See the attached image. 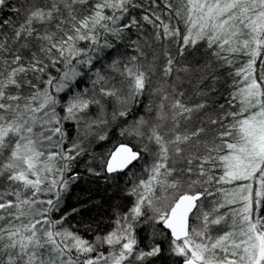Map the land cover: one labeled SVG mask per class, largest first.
Here are the masks:
<instances>
[{"label":"snow or ice","instance_id":"6c2138e0","mask_svg":"<svg viewBox=\"0 0 264 264\" xmlns=\"http://www.w3.org/2000/svg\"><path fill=\"white\" fill-rule=\"evenodd\" d=\"M0 264H264V0H0Z\"/></svg>","mask_w":264,"mask_h":264}]
</instances>
